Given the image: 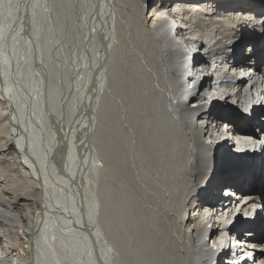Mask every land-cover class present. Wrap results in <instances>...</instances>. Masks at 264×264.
<instances>
[{"label":"bare ground","instance_id":"obj_1","mask_svg":"<svg viewBox=\"0 0 264 264\" xmlns=\"http://www.w3.org/2000/svg\"><path fill=\"white\" fill-rule=\"evenodd\" d=\"M64 1L0 0V164L13 168L0 179V264H223L233 219L254 252L245 264H264V184L247 187L264 180V107L247 117L264 98V0ZM64 29L80 32L76 65ZM246 137L257 155L230 156ZM166 155L147 203L139 171ZM85 187L92 234L75 203V191L89 203Z\"/></svg>","mask_w":264,"mask_h":264},{"label":"rangeland","instance_id":"obj_2","mask_svg":"<svg viewBox=\"0 0 264 264\" xmlns=\"http://www.w3.org/2000/svg\"><path fill=\"white\" fill-rule=\"evenodd\" d=\"M66 1V0H65ZM64 1V2H65ZM68 1V0H67ZM65 2V5H67L68 4V7H70L69 6V3L68 2ZM72 8V7H71ZM70 8V9H71ZM85 10H86V6H85V4H84V7H83V9H82V11H83V19H85V17H84V13H85ZM148 10H150V8L147 6L145 9H144V13H145V15L147 14L148 15V13H147V11ZM82 11H81V13H82ZM87 11V10H86ZM80 13V14H81ZM88 13V12H87ZM150 14V13H149ZM59 19H58V23L60 24L61 23V20H60V17H58ZM67 20V19H66ZM89 20V19H88ZM71 21V20H70ZM63 23V22H62ZM61 23V24H62ZM69 23V22H68ZM61 24H60V26H61ZM86 24V26H91L92 24H91V21H89L88 23H85ZM147 24H150V19H149V22L147 23ZM62 26H63V24H62ZM67 26V25H66ZM66 26H64V27H66ZM69 26V25H68ZM71 26H72V21H71ZM67 29L69 28V27H66ZM64 30H66V29H64ZM66 32H68V30H66ZM69 34H68V39H69V41H67V45H65V51L63 52V54L64 55H67L66 57L67 58H70V59H72V63H74L73 65H76V61H75V57H76V55H78V54H80V57L81 56H83V53H81V50H80V47H82V50H84V52H86V50H85V48H84V46H82L81 44L79 45V49L78 50H75V49H72L69 45H70V42H74L73 41V37H74V40H78V38L79 37H77V36H79V34H80V32H78L79 34H77V36H73L74 34H72V35H70V33L71 32H68ZM77 38V39H76ZM69 43V44H68ZM67 46V47H66ZM70 47V48H69ZM67 48H69V49H67ZM66 50H68V51H70L69 53L66 51ZM80 50V51H79ZM77 51H78V53H77ZM82 54V55H81ZM82 58V57H81ZM194 59H196V57H194ZM85 60H86V58H83V62H85ZM87 62V61H86ZM86 62H85V65H86ZM83 78L84 77H82L81 78V82L83 81ZM215 104L216 103H213V109L216 107L215 106ZM201 129H202V131L204 130V125L203 126H201ZM205 141V140H204ZM229 144V143H228ZM231 144H233L232 142H231ZM230 144V145H231ZM230 145H228V147L230 146ZM230 151V150H229ZM228 151V152H229ZM240 152H242V151H239L238 153H240ZM158 154V153H157ZM227 154V153H226ZM159 156H161L160 154H158ZM157 155V156H158ZM158 156V157H159ZM148 157H150V155L148 156ZM148 157H146L145 159H144V163H146V160L148 161L147 163H148V166L144 169L145 171V173L147 172L148 173V175H150L151 177H155V178H150V176H148V175H146L143 171H139L140 173H139V176H140V179H141V183H142V185L143 186H141V188H140V192L138 191V193L141 195V194H144V197L146 198V197H148V195L150 196V194H151V196L150 197H148V198H146L147 199V203H149V201L150 200H153L154 199V197H153V195H157V193L155 192V189L157 188H159V187H155V185L157 184V185H159L160 183V185H162V186H164V182L163 181H165L164 179L167 177L166 175H168V173L170 172V169H171V167H168V165L169 166H173L172 164H174L175 163V158H168L167 157V155L166 156H163L162 158L160 157V158H156V159H153V157L152 158H150V160H148ZM170 157V156H169ZM155 158V157H154ZM228 158V160H226L225 161V159L224 158H222V157H219L218 159H220L219 161H218V165H222V164H224V161L226 162L225 164H229V163H232L230 160H229V158L230 157H227ZM234 158V157H233ZM172 162H171V161ZM162 161V162H161ZM166 161V162H165ZM150 162V163H149ZM157 162V163H156ZM171 162V165L169 164ZM86 164V163H85ZM5 165V166H4ZM11 165V164H10ZM9 165V162L7 161L6 163H3V164H0V179L3 181L4 179H5V177L4 176H8V175H10L11 173L10 172H12L11 170L13 169L12 168V165L10 166ZM149 165L150 166H153L152 167V169H154V170H151L150 169V167H149ZM2 166V167H1ZM9 166V167H8ZM17 166V165H16ZM16 166H15V171L17 172V168H16ZM6 167V168H5ZM8 167V168H7ZM222 167V166H221ZM5 168V169H4ZM223 168H225V166H223ZM4 169V170H3ZM9 169V170H8ZM169 171H168V170ZM6 170V171H5ZM157 170V171H156ZM160 170H162V171H160ZM158 171H159V173H158ZM168 172V173H166V172ZM4 172V173H3ZM141 172H143L142 173V175H141ZM164 172H165V174H164ZM219 171L218 170H216V173H218ZM220 172H223V171H220ZM219 172V174L218 175H216V173H213V174H211V175H209L208 173L205 175L206 177H208V176H210L209 177V179H210V181H212V180H214V179H217V176H221L222 174ZM226 172V171H225ZM225 172H223V174L225 173ZM228 172V171H227ZM7 173V174H6ZM10 173V174H9ZM84 173H86L85 172V170H84ZM89 173V172H88ZM88 173H87V176H88ZM161 173V174H160ZM159 174V175H158ZM145 175V176H144ZM158 175V176H157ZM162 175V176H161ZM165 175V176H164ZM213 175V176H212ZM156 176L158 177L157 178V180H156ZM212 176V177H211ZM146 177V178H145ZM160 177V178H159ZM22 179V178H21ZM144 179H146V180H144ZM150 179H152V180H150ZM162 179V180H161ZM23 180V179H22ZM161 180V181H160ZM140 181V180H139ZM157 182H159V183H157ZM250 182V183H249ZM249 182H248V188H252V190L254 191V193H257V192H263L262 190H263V188H262V184H264V180H261V181H257V180H254L252 183H251V181L249 180ZM155 185H154V184ZM204 183H206V181L204 182ZM150 184V185H149ZM211 184V183H210ZM16 185H17V187L21 190V183H20V181H17L16 182ZM156 185V186H157ZM198 185H203V182H201V183H199ZM146 186H149V187H146ZM142 187H144V188H142ZM153 187V188H152ZM114 188H115V186H114ZM200 188V187H199ZM151 189H153V190H151ZM201 189H203V187H201ZM150 190V191H149ZM198 191H196L197 193H199V189H197ZM82 191H86L87 192V194H88V201H89V203H86L87 201L85 200L84 202L82 201V194H80L79 193V191H75V193H76V195L78 196V198L76 199V201H75V203H83V209L85 210V211H88V212H85L84 211V215H82L81 217H80V219H83L84 220V225H85V227L87 228V226H88V230L86 231L88 234H92V232H91V226H94V222H93V219H92V212H93V210H92V208H91V203H90V193H89V190H88V188L87 187H85V188H83V190ZM144 191V192H143ZM160 191V190H159ZM141 192H143V193H141ZM158 192V191H157ZM137 193V194H138ZM148 193V194H147ZM150 193V194H149ZM154 193V194H153ZM196 193H194L193 194V196L195 195ZM63 195H64V193H62V197H63ZM264 195V194H263ZM262 194H261V196L262 197H264ZM149 198H151V199H149ZM153 198V199H152ZM145 202H146V200H144ZM144 203V202H143ZM104 210H106V211H109V209L108 208H105ZM105 211V212H106ZM193 213H192V209H189V211H188V213L186 214V216H188L189 217V215H192ZM262 214L263 213H261V216H262ZM264 215V214H263ZM187 217V218H188ZM88 224V225H87ZM190 224V223H189ZM188 224V225H189ZM151 226H153L154 227V225L153 224H151ZM188 227V226H187ZM83 238H85V241H87V240H89V239H91V237H87V234L83 237ZM88 238V239H87ZM83 244H84V242H83ZM85 245V244H84ZM80 252V251H79ZM168 261V258H167V255H166V262ZM248 261H249V259H248ZM161 264H162V262H161Z\"/></svg>","mask_w":264,"mask_h":264}]
</instances>
